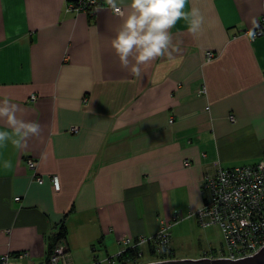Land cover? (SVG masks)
I'll return each instance as SVG.
<instances>
[{
  "label": "crops",
  "instance_id": "0c3cea01",
  "mask_svg": "<svg viewBox=\"0 0 264 264\" xmlns=\"http://www.w3.org/2000/svg\"><path fill=\"white\" fill-rule=\"evenodd\" d=\"M75 1L0 0V101L42 126L27 147L0 149L8 264H45L62 226L71 264L116 257L121 239L153 237L199 211L206 175L264 163V33L244 35L264 19V0H188L185 10L204 16L201 31L179 21V51L141 66V77L110 47L121 20L105 7L67 12Z\"/></svg>",
  "mask_w": 264,
  "mask_h": 264
},
{
  "label": "built area",
  "instance_id": "2783aa9c",
  "mask_svg": "<svg viewBox=\"0 0 264 264\" xmlns=\"http://www.w3.org/2000/svg\"><path fill=\"white\" fill-rule=\"evenodd\" d=\"M108 8L106 0H77L68 3L66 10L70 13H84L92 15L99 8ZM254 40L262 37L264 33V19L258 28L248 36ZM215 58L211 52L205 53V61L210 62ZM204 92V91H203ZM34 100V97L31 98ZM229 122L234 123L233 116H229ZM77 129L70 130L71 134ZM26 166L33 171V177L38 185L43 183L41 177L36 176L37 162L28 159ZM50 182L54 191L58 192L59 181L53 176ZM204 204L199 211L188 218L194 217L198 224L204 228L216 227L222 236V246L218 250L203 253L197 260H228L239 261L252 258L264 247V163L251 166H241L230 169H218L213 175H206L202 185ZM18 200V199H16ZM180 220L175 216L171 221L163 223L159 231L153 237L139 236L136 238L121 239L118 244L122 247L116 257H108L103 260L95 259L92 264H118L116 259L127 250H138L136 259L126 260L124 264H153L176 260L171 248L172 227ZM151 243V245H149ZM152 246L151 261L142 263V249ZM149 256V255H148ZM160 257V258H158ZM11 256L2 258L3 264H8ZM22 259V255L16 256ZM49 264H71L67 249L63 244L54 247L49 256Z\"/></svg>",
  "mask_w": 264,
  "mask_h": 264
},
{
  "label": "clouds",
  "instance_id": "9594fccd",
  "mask_svg": "<svg viewBox=\"0 0 264 264\" xmlns=\"http://www.w3.org/2000/svg\"><path fill=\"white\" fill-rule=\"evenodd\" d=\"M109 9L121 20L110 41L121 68L128 69L135 77H141V66H148L154 60L179 48L172 44L171 29L181 20L187 22L190 34H197L204 24L201 11L193 7L186 11L188 0H130L127 8L123 0H106ZM254 34L249 32L248 36ZM170 49L172 51H170ZM22 109L8 99L0 101V122L6 130H0V149L9 143L16 149L27 147V141L39 137L42 126L22 118ZM3 168L10 170L12 162L3 161Z\"/></svg>",
  "mask_w": 264,
  "mask_h": 264
},
{
  "label": "rangeland",
  "instance_id": "374dc122",
  "mask_svg": "<svg viewBox=\"0 0 264 264\" xmlns=\"http://www.w3.org/2000/svg\"><path fill=\"white\" fill-rule=\"evenodd\" d=\"M171 248L176 260H197L206 252L218 250L222 246V236L218 228L201 227L195 218L179 220L170 231ZM143 252L142 263L150 262Z\"/></svg>",
  "mask_w": 264,
  "mask_h": 264
},
{
  "label": "trees",
  "instance_id": "16d2710c",
  "mask_svg": "<svg viewBox=\"0 0 264 264\" xmlns=\"http://www.w3.org/2000/svg\"><path fill=\"white\" fill-rule=\"evenodd\" d=\"M66 237H67V231L62 226L54 236H52L51 238L48 239L47 253H46V258H45V262H44L45 264H49V256L52 253L54 247H56V245H58V244L64 245V243L66 241ZM149 245H151V243H149ZM149 245L147 247V250H148V255L150 257V256H152L153 248H152V246H149ZM137 254H138L137 249L127 250L124 254L119 256L116 259V261L118 264H124V261H126V260L136 259ZM158 258H160V257H158ZM0 264H3L2 259H0Z\"/></svg>",
  "mask_w": 264,
  "mask_h": 264
},
{
  "label": "water",
  "instance_id": "95a60500",
  "mask_svg": "<svg viewBox=\"0 0 264 264\" xmlns=\"http://www.w3.org/2000/svg\"><path fill=\"white\" fill-rule=\"evenodd\" d=\"M153 264H264V247L252 258H246L239 261H228V260H217V261H208V260H172L165 261L161 263Z\"/></svg>",
  "mask_w": 264,
  "mask_h": 264
}]
</instances>
